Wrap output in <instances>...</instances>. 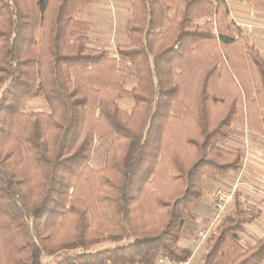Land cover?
I'll use <instances>...</instances> for the list:
<instances>
[{
	"label": "trees",
	"instance_id": "trees-1",
	"mask_svg": "<svg viewBox=\"0 0 264 264\" xmlns=\"http://www.w3.org/2000/svg\"><path fill=\"white\" fill-rule=\"evenodd\" d=\"M94 1L0 0V264L75 248L56 264L186 263L203 176L244 167L221 143L235 123L264 134V56L226 0H129L116 55L87 44L77 15ZM39 94L50 110H26ZM96 136L110 141L100 168ZM252 219L235 195L202 264H264V235H238Z\"/></svg>",
	"mask_w": 264,
	"mask_h": 264
},
{
	"label": "rangeland",
	"instance_id": "rangeland-1",
	"mask_svg": "<svg viewBox=\"0 0 264 264\" xmlns=\"http://www.w3.org/2000/svg\"><path fill=\"white\" fill-rule=\"evenodd\" d=\"M129 0H95L82 7L77 17L89 22L87 32V44L92 47H103L112 55H116L119 43L128 42L125 26L131 18ZM170 14H173L171 9ZM235 15V13H234ZM243 29L250 30L251 26L240 25ZM251 37L259 42L261 53L264 56V40L254 27L251 28ZM129 63L121 62L122 67L127 68ZM137 84L131 71L128 72L125 87L130 89ZM120 106L130 111L133 100L129 97L119 98ZM26 110L49 111V106L42 95L32 96L25 101ZM109 139L96 136L91 158V165L100 168L105 162V151L109 146ZM221 145L229 149H241L244 152V167L238 172H228L215 176H203V194L191 210V217L183 225V235L180 243L189 247L193 254L184 264H202V256L206 249L209 235L215 230L225 214L234 209V199L228 211L217 219L214 210V192L220 187L237 186L235 195L243 203L247 213L253 216L251 222L244 224L243 230L238 235L245 246L254 244L264 235V134L250 129L244 124H234L233 133L225 139ZM207 233L206 239L199 232ZM126 238L119 242L103 241L94 244L88 250H97L116 243L129 241ZM83 248L62 250L54 255H42L43 264H56L59 259L67 254L82 252Z\"/></svg>",
	"mask_w": 264,
	"mask_h": 264
},
{
	"label": "crops",
	"instance_id": "crops-1",
	"mask_svg": "<svg viewBox=\"0 0 264 264\" xmlns=\"http://www.w3.org/2000/svg\"><path fill=\"white\" fill-rule=\"evenodd\" d=\"M227 3L230 9L231 18L234 19L239 25H242L244 27H246L247 25H249V27L251 26V28L254 27L256 33L260 37L263 36L262 38L264 40V7L249 4L246 0H227ZM128 8H131V4L128 5ZM251 28L250 30H243L261 51L259 42L251 37Z\"/></svg>",
	"mask_w": 264,
	"mask_h": 264
},
{
	"label": "built area",
	"instance_id": "built-area-1",
	"mask_svg": "<svg viewBox=\"0 0 264 264\" xmlns=\"http://www.w3.org/2000/svg\"><path fill=\"white\" fill-rule=\"evenodd\" d=\"M236 190H237V186L233 185L231 187H220L216 189V191L214 192L213 205L215 210V217L217 219H220V217L228 211L235 197ZM199 234L206 239L207 237L206 232L200 231ZM158 264H184V263H178L170 260L168 257L162 256L159 258Z\"/></svg>",
	"mask_w": 264,
	"mask_h": 264
}]
</instances>
